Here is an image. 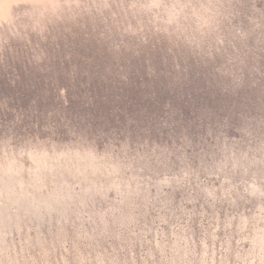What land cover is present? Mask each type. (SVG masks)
I'll return each instance as SVG.
<instances>
[{"label":"rangeland","instance_id":"obj_1","mask_svg":"<svg viewBox=\"0 0 264 264\" xmlns=\"http://www.w3.org/2000/svg\"><path fill=\"white\" fill-rule=\"evenodd\" d=\"M0 264H264V0H0Z\"/></svg>","mask_w":264,"mask_h":264}]
</instances>
